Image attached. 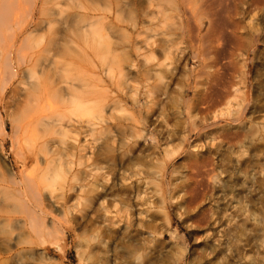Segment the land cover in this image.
<instances>
[{"label":"rangeland","instance_id":"rangeland-1","mask_svg":"<svg viewBox=\"0 0 264 264\" xmlns=\"http://www.w3.org/2000/svg\"><path fill=\"white\" fill-rule=\"evenodd\" d=\"M12 1L13 7L4 27L5 35L0 36V44L7 45L16 34L23 33L17 44L33 54L50 45L52 38L60 43L64 41V14L51 10L50 0L44 1V9L35 15V20L43 22L25 28L33 15V0ZM243 6L240 20L244 29L240 28L242 35H239L244 38L240 39V44L231 42L218 46L222 66L214 75L208 97L203 104L200 103L206 112L195 114L190 120L184 106L182 108L181 99L187 90L186 71L194 68L199 72L204 61H209L212 56V53L200 52L199 49L201 63L197 61L198 57H194L193 48L170 55L159 51L157 58L163 64L162 75L152 74L148 79L145 89L148 94H142L144 88L138 81L129 80L123 91L118 89V68L122 65L127 71L131 67L127 58L132 51L129 47L109 45L72 46L67 43L64 57L50 54L43 57L47 60L22 65L11 85L5 87L0 84L3 105H7L0 108V189L11 187L13 174L18 179V172L23 167L34 170L40 166L35 161L23 166L24 154L14 139V125L21 115L17 101L22 98L25 86L18 80L48 79L45 71L49 65L54 60H63L68 64L63 75L75 88L62 102L56 96L55 85L45 102L46 106L65 113L69 129L63 145L66 152L56 162L57 174L48 187L54 195L64 198L57 200L59 205L48 198L46 190V202H51L54 222L50 217L45 218L49 229L44 230L43 236L39 232L34 233L33 237L39 240L30 248L27 243L18 247L11 241L12 252L23 248L24 257L28 258L24 263L14 258L6 264H113L114 249L123 250L120 241L126 224L123 221L104 226L99 200L94 197L93 188L88 186L84 169L87 163L96 161H92L93 158L87 160V157L97 155V149L102 155L113 154L118 159L124 157L119 171L109 161H103L94 169L108 176L105 180L110 179L108 202L113 213L116 209L113 202L119 197L120 173H133L127 182L137 181L139 176L134 175V171L139 168L144 171V176L147 175L144 177V190L147 189L144 205L153 218L151 229L154 231H150L161 241L155 264H264V7L252 8L248 2ZM131 58H136L135 52ZM135 86H139L137 95L141 107L144 101L150 107L148 113L144 108L141 113L132 99ZM186 93L189 98L194 96L193 90ZM119 97L125 106L124 112L119 107L115 108V100ZM74 99L81 101L86 111L76 113L77 101ZM100 107L106 112L107 123L113 131L119 129L115 124L117 119L126 125H134L132 130H127V137L119 134L114 137V142L112 134L90 133L86 122L98 119ZM132 114L135 121L130 117ZM2 128L5 135L1 133ZM84 130L86 132L78 134ZM83 145L86 148L80 152ZM80 155L85 162L83 164ZM141 155L145 156L144 162L139 158ZM192 172L196 174L192 185L202 177L209 183L187 191L182 180ZM115 181L118 183L113 186ZM164 195L170 196V200H163ZM64 199L68 201L69 210H64L61 205ZM20 230L23 229L0 210V241L7 242L9 235L5 233L13 231L12 236L15 237ZM163 232L166 233L165 238L160 235ZM133 248L130 260L132 264H138L145 255ZM138 255L141 257L137 260ZM120 264L127 263L123 261Z\"/></svg>","mask_w":264,"mask_h":264},{"label":"bare ground","instance_id":"bare-ground-1","mask_svg":"<svg viewBox=\"0 0 264 264\" xmlns=\"http://www.w3.org/2000/svg\"><path fill=\"white\" fill-rule=\"evenodd\" d=\"M44 1L46 0H33V15L24 28L30 25L38 26L43 22L35 20V15L44 9ZM246 2L251 7H258L259 5L260 8L264 7V0H50V9L59 14H64L66 27L64 41L60 43L58 39L52 38L49 41L51 46L46 45L38 53L33 54L27 53L24 47L17 44V41L24 36L23 33L16 34L13 41L8 42L7 45L0 44V84L5 87L11 85L13 77L18 74V68H21L20 66L22 65L35 64L41 59L47 60L48 58L43 57H47L50 54L64 57V50L68 49L67 43L72 44V46H78L79 44L109 45L117 48L129 47L130 51H132L127 58L131 67L127 71H124V66L122 65L118 68L116 75L118 89L123 91L125 83L129 80L138 81L144 88L142 94H148L145 90L148 79L152 74L157 77L162 75L163 64L157 58V53L161 51L170 55L175 51L184 53L187 48H193L194 57L199 58V51L210 52L212 56L209 61H204L199 72H195L194 68H188L186 71L187 90L181 99L182 108L184 106L189 119L192 116L194 117L195 114L206 112L203 108L204 106H200V103L203 104L208 97L207 92L213 86L214 75L222 66L219 62L220 52L218 48L222 43L239 42L242 38L240 28H243V25H241L240 16L243 13V4ZM13 3L12 0H0L1 37L5 35L4 27L10 17ZM254 10L256 9L254 8ZM53 21L56 22V18H53ZM134 52L136 58H131ZM54 61L45 71L48 79L18 80L25 86L22 89V98L17 101L21 107V115L14 125V139H16V143H19L20 150L24 154L23 166L27 165L29 161H35L40 166L34 170L23 167L18 172V179L16 174H13L11 187L0 189V210L6 212L7 218L15 221L23 229L15 237L12 236L13 231L10 232L11 235L10 233H5L9 236H7V242H4V240L0 241V264H6L10 260H14V258L22 263H24V260L26 262L28 257H24L23 251L25 249L21 248L22 250L12 252L13 245L11 241H14V245L17 246L27 243L30 248L39 240L33 237L34 233L39 232L43 236L44 230L49 229L46 225L47 223H45V218L50 217L52 218L51 222H54L55 216L50 206L51 202H46V190L48 198L59 205L60 202L57 200L64 198L59 194L54 195L53 191L48 189V187L49 182L57 174L56 162L61 160L62 154L66 152V147L64 146L63 149V145L66 144L67 136H69V129L66 126L65 113L52 106H46L45 102L49 99L51 90L55 85H57L55 89L56 96L62 102H65L66 96L72 94V90L74 91L75 88L67 82L63 75V71L66 70L68 64L63 60ZM197 61L202 62L200 58ZM228 64L230 63L228 62ZM7 73L10 75L7 76ZM54 75L57 77L55 78ZM201 85L202 87L200 88ZM138 88L139 86L133 88L135 92L132 94V99L140 108L141 113L142 108L148 113L150 107L147 102L144 101L145 103L143 102L141 107L139 95H137ZM189 90L194 91L192 98L187 96L186 92ZM2 93L3 90L1 88L0 108L5 106L3 105L4 98ZM74 100L77 101L74 109L76 113L86 111L81 101L78 99ZM121 103L122 99L119 97L115 100V108L119 107L121 112H124L125 106ZM98 110V119L86 122L91 134L93 132L105 133L104 135L109 134V136L112 134L114 140V137L119 134L127 137V130H132L134 127V125H126L122 120L117 119L115 124L119 129L118 131H113V127L107 123L106 112L101 107ZM130 117L135 121L133 114ZM145 120L146 117L144 118ZM0 123H2L1 120ZM83 132H86V130L79 131L78 134L80 135ZM1 133L6 134L3 128ZM110 141L112 142V140ZM82 147L79 148V151H84L86 145ZM99 151L97 149V155L87 157V160L93 158L92 161H96H94V164L93 162L89 164L86 162V168L84 169L85 178L88 179V186L93 188L94 197L99 200L101 206L100 217L105 224L104 226L109 223L117 225L123 221L126 224L124 235L120 241L123 250L114 249L113 264H120L123 261L127 264H132L130 257L134 251L133 247L146 257L143 256L144 259L140 260L138 264H155L156 255L161 250V241L156 239L152 233L154 231L151 229L153 218L149 216V208L144 205L147 191V189L146 191L144 190L146 183L144 182V177L147 175L144 176V171L139 168V170L134 171V175L139 176H137L138 178L136 177L137 181L128 180L127 182L129 175L133 173L129 175L123 172L120 173V181H118L120 183L116 181L113 183V186L116 183L120 185V191L117 193L119 197L115 195L118 199L113 202V206L116 208L113 213L109 210L108 202V193L110 192L108 190V181L110 179L105 180L108 176H103L101 173L96 172L99 169H94H97L96 165L103 164V161H109L108 163L116 166L117 171H119L122 167V158L124 157L121 156L118 159L117 155H102ZM188 156L198 157L199 155ZM144 157L142 155L139 157L142 162H144ZM80 159L81 164L85 163L82 161V155H80ZM98 168L102 169L103 166H98ZM195 176L196 174L192 172L187 174L182 180L183 186L188 188L187 191L189 192L209 183L208 180L202 177L196 180V184L192 185L191 182L195 180ZM133 180L135 179L133 178ZM169 197L164 195L163 200H167ZM67 202L65 199L61 202V205L65 208L64 210H67V208L69 210L70 206ZM49 232L50 230L47 231V233ZM146 233L149 235H146ZM170 233L174 235L175 231ZM160 235L165 238L166 233L163 232ZM4 252H8V255H4ZM139 257L141 256L138 255L136 257L137 260Z\"/></svg>","mask_w":264,"mask_h":264}]
</instances>
